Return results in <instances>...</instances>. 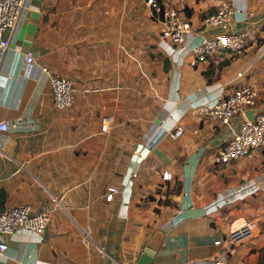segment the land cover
Here are the masks:
<instances>
[{"label":"crops","instance_id":"obj_1","mask_svg":"<svg viewBox=\"0 0 264 264\" xmlns=\"http://www.w3.org/2000/svg\"><path fill=\"white\" fill-rule=\"evenodd\" d=\"M160 2L190 23L183 48L162 41L146 0H25L0 67V208L28 203L49 220L42 233L5 235L0 264H135L144 248L151 264H204L219 250L213 240L245 217L253 235L225 264L258 263L264 147L216 163L239 117L211 123L197 107L264 87V0ZM223 3L225 30L246 33V44L193 63L192 47L224 30L202 21ZM44 67L73 81L70 107H52ZM109 185L117 192L106 200Z\"/></svg>","mask_w":264,"mask_h":264},{"label":"built area","instance_id":"obj_2","mask_svg":"<svg viewBox=\"0 0 264 264\" xmlns=\"http://www.w3.org/2000/svg\"><path fill=\"white\" fill-rule=\"evenodd\" d=\"M25 0H0V67L6 51L9 48L10 39L6 34L18 23ZM152 19L160 25V37L166 44L184 47L186 33L190 29V23L183 18L177 9L164 5L160 0H146ZM232 9L223 3L220 8L208 13L202 19L207 26H219L223 31L211 37L201 38L193 47V63L205 60L212 52L230 50L241 52L245 46L246 33L226 31L231 18ZM26 62L33 61L31 52L25 54ZM44 71L49 76L51 105L54 108H67L73 103V81L53 73L46 67ZM264 99V87L242 85L235 87L230 93L218 99L211 105H199L197 115L201 120L221 125H228L234 118L239 117L237 130L216 151L214 161L218 164L229 163L236 159H250L256 151L264 147V108H261ZM253 110L252 118H248L246 110ZM110 125L109 117L101 119L100 129L107 131ZM8 129V124L0 120V133ZM183 132L181 125H176L170 131L171 137H177ZM162 177L167 179L170 172L166 169ZM117 192L114 185L106 188L105 199L111 200ZM55 199V198H54ZM49 220L47 211H34L28 203H22L10 208H0V251L7 248L5 235L15 229L23 227L37 233H42ZM255 223L250 218H243L230 227L221 237L213 240V244L219 247L217 254L204 264H225L233 247L249 239L254 232ZM85 237L88 235L85 233Z\"/></svg>","mask_w":264,"mask_h":264},{"label":"water","instance_id":"obj_3","mask_svg":"<svg viewBox=\"0 0 264 264\" xmlns=\"http://www.w3.org/2000/svg\"><path fill=\"white\" fill-rule=\"evenodd\" d=\"M246 115L248 118H252L253 110H246ZM153 256V251L149 248H144L141 254L139 255L138 259L136 260L135 264H151Z\"/></svg>","mask_w":264,"mask_h":264},{"label":"trees","instance_id":"obj_4","mask_svg":"<svg viewBox=\"0 0 264 264\" xmlns=\"http://www.w3.org/2000/svg\"><path fill=\"white\" fill-rule=\"evenodd\" d=\"M257 264H264V248L260 251V257Z\"/></svg>","mask_w":264,"mask_h":264}]
</instances>
